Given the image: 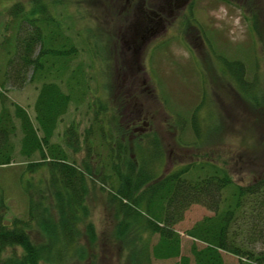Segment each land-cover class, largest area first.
<instances>
[{
  "label": "rangeland",
  "instance_id": "rangeland-1",
  "mask_svg": "<svg viewBox=\"0 0 264 264\" xmlns=\"http://www.w3.org/2000/svg\"><path fill=\"white\" fill-rule=\"evenodd\" d=\"M17 1L30 9V0L0 3V42L6 37L11 42L7 54L0 46V82L7 55L15 51L12 42L15 26L7 9ZM143 1L148 6L153 0ZM223 1L191 0L185 7L159 6L164 18L157 35L140 40L134 52L132 44L130 48L128 44L125 46L130 33L127 28L130 20L127 21L126 16L132 10L126 0H56L53 12L57 28L70 38L78 51L63 74V80L57 82L67 92V78L79 66L88 77L90 91L80 104H71L58 125L53 142L67 150L69 136L66 132L74 123L78 128L80 150L70 152V159L78 164L89 161L94 170L100 160L110 154L111 148L108 146L111 141L105 136V139L94 136L90 152L84 143V132L91 125L94 105L100 99L106 101L110 109H120L118 116L123 128L127 129L126 139L130 142L139 141L146 133L155 134L163 146L160 171L165 174L194 164L197 167L185 177L196 179L205 176L210 163H214L226 166L234 185L246 186L264 180V0ZM135 3L136 0H132L130 4L133 7ZM7 21L8 29L4 30ZM223 58L244 63L245 77L255 85L252 99L240 92L225 69ZM50 80L55 79L46 81ZM42 82L35 78L23 87L13 84L2 87L0 83V92L9 102L25 108L34 121V103ZM194 122L200 138L194 132ZM20 138V131H17L13 163L0 167V202L4 203L2 210L7 224L14 218H29L28 196L23 187L29 175L24 172L27 159L20 154ZM114 147L119 149L115 143ZM37 159L38 155L33 158ZM40 176L34 175L35 179ZM97 176L96 173L97 186L88 200V219L95 226V246L85 257L76 254L68 262L134 264V251L126 240L116 238L119 219L107 200L106 191L110 188L100 190ZM232 190L233 186L224 197H229ZM36 210L43 211L42 208ZM52 213L54 215V211ZM212 215L206 208L193 205L186 211L183 221L175 226L182 238L183 256L191 257L192 240L185 232ZM259 229L262 234L257 233L258 241L249 244L258 254L264 253V227ZM31 235L37 242L42 241L34 224ZM85 239L81 245L86 247ZM156 242L157 236H154L151 245ZM17 253L21 254V250ZM223 256L225 264H240L238 257ZM177 262L178 259H150V264Z\"/></svg>",
  "mask_w": 264,
  "mask_h": 264
},
{
  "label": "trees",
  "instance_id": "trees-1",
  "mask_svg": "<svg viewBox=\"0 0 264 264\" xmlns=\"http://www.w3.org/2000/svg\"><path fill=\"white\" fill-rule=\"evenodd\" d=\"M3 1L7 0L0 3ZM29 3L30 9L22 1L7 9L15 26L12 41L15 51L7 55L0 82L2 87L6 84L23 87L28 80L44 81L34 103V121L25 108L9 102L0 92V167L13 163L14 139L20 131V154L27 159L24 172L29 175L23 182L29 218H14L7 224L2 210L4 203L0 202V264H69L76 254L83 258L89 249L93 251L96 233L88 219V200L97 186L96 173L100 190L110 188L106 191L107 200L119 219L116 238L126 240L134 251V264H150L151 258L178 259L176 264H225L224 254L238 257L240 264H264V253H256L249 245L258 241L257 233L262 234L259 227H264V180L246 186L234 185L226 166L214 163H210L205 176L196 179L185 177L197 167L194 164L165 174L160 171L163 146L155 134L146 133L139 141L130 142L118 116L120 109H110L100 99L94 105L91 125L84 132L87 151L94 146L91 140L96 135L100 139L109 138L119 149L109 142L110 154L93 170L89 161L78 164L70 159V152L80 150L74 123L66 132L67 150L53 142L71 104H80L89 94L90 85L79 66L67 78V92L57 82L63 80L78 51L57 28L53 12L56 0ZM8 25L9 21L4 30ZM0 46L7 54L11 42L6 37ZM222 63L240 92L252 99L255 85L247 81L244 63L227 58ZM49 78L55 80L46 81ZM193 126L200 138L195 122ZM180 130L183 132L184 127ZM36 155L39 159L33 160ZM36 174L41 176L35 179ZM232 186L230 196L224 197ZM193 205H200L213 215L204 217L185 232L192 240L190 257L182 255V238L175 226ZM37 208L43 211L38 212ZM33 224L40 232L41 242L31 235ZM154 236L157 242L151 245ZM84 238L86 247L81 245ZM18 249L21 254L17 253Z\"/></svg>",
  "mask_w": 264,
  "mask_h": 264
},
{
  "label": "flooded vegetation",
  "instance_id": "flooded-vegetation-1",
  "mask_svg": "<svg viewBox=\"0 0 264 264\" xmlns=\"http://www.w3.org/2000/svg\"><path fill=\"white\" fill-rule=\"evenodd\" d=\"M131 1L126 0V5L131 7L132 10L126 16V20H130L127 22V28L130 33L126 36L125 46L128 44V48H130L129 44H132V48L136 52L137 48H139L140 40H149L154 35H157L158 26L164 18L162 16L164 12L159 9V6L185 7L191 0H153L148 6H145L143 0H136L133 7L130 4ZM142 83L143 81H141V85Z\"/></svg>",
  "mask_w": 264,
  "mask_h": 264
}]
</instances>
